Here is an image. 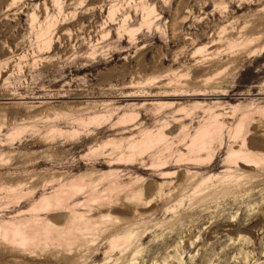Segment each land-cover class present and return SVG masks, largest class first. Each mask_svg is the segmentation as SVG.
Returning a JSON list of instances; mask_svg holds the SVG:
<instances>
[{"label": "rangeland", "instance_id": "obj_1", "mask_svg": "<svg viewBox=\"0 0 264 264\" xmlns=\"http://www.w3.org/2000/svg\"><path fill=\"white\" fill-rule=\"evenodd\" d=\"M262 130L264 0H0V264H264Z\"/></svg>", "mask_w": 264, "mask_h": 264}, {"label": "bare ground", "instance_id": "obj_2", "mask_svg": "<svg viewBox=\"0 0 264 264\" xmlns=\"http://www.w3.org/2000/svg\"><path fill=\"white\" fill-rule=\"evenodd\" d=\"M220 122H221V121H220ZM223 122H224V121H223ZM221 124H223V123H221ZM260 126H261V125H260ZM206 128H207V127H206ZM262 131H264V130H262ZM239 150H240V149H239ZM248 152H249V151H248ZM236 153H238V152H236ZM254 153H255V152H254ZM239 154H240V153H239ZM250 154H251V153H250ZM253 155H254V154H253ZM245 156H246V153H245ZM246 157H247V156H246ZM246 157H244L245 160L247 159ZM237 158H238V157H237ZM244 158H243V159H244ZM248 158H249V157H248ZM260 159H262V158H260ZM248 161L250 162V160H248ZM240 163H241V162H240ZM253 164H255V163H253ZM256 165H257V164H256ZM244 166H245V165H244ZM254 166H255V165H254ZM241 171H242V170H241ZM227 180H228V179H227ZM237 180H238V179H237ZM230 182H231V181H230ZM122 184H123V183H122ZM207 191H208V190H207ZM133 193H134V194H133L134 197H136L137 195H142L141 192H136V191H134ZM134 197H133V198H134ZM133 198H132V199H133ZM135 199H136V198H135ZM133 200H134V199H133ZM109 216H110V215H109ZM86 217H87V216H86L85 214H77L76 217H74V219L72 220V223L75 224L76 221L79 220V221H81V222H85V224H83L82 226L80 225L81 227L86 228V229H87V228H92V227L95 225V219H94V218H91V217H90L91 219H87ZM103 217H105V216H103ZM103 217H102V218H103ZM112 217H113V216H112ZM105 218H106V217H105ZM69 219H70V218H69ZM119 220H120V219H119ZM54 223H55V222H54ZM41 225H42V224H41ZM43 225L45 226V229H48V231H52V230H56V229H57V228H56L57 226L54 227V226H53L54 224H53V223L50 224V222H46V223L43 224ZM42 227H43V226H42ZM117 227H118V225H117ZM117 227H116V228H117ZM52 228H53V229H52ZM79 228H80V227H79ZM114 228H115V227H114ZM116 228H115V229H116ZM22 229H24V228L21 227V230H22ZM57 230H59V229H57ZM83 230H84V229H83ZM90 230H91V229H90ZM116 230H117V229H116ZM118 230H119V229H118ZM15 231L19 233V232H20L19 227L16 228ZM91 231H92V230H91ZM23 232H24V231H23ZM92 232H93V231H92ZM111 232H112V231H111ZM21 234H23V233L21 232ZM81 234H82V233H81ZM111 234H112V233H111ZM113 234H114V233H113ZM115 234H116V233H115ZM82 235H83V234H82ZM94 235H95V234H94ZM90 236H91V235H90ZM111 236H112V235H111ZM126 236H127V235H126ZM124 237H125V236H124ZM22 239H23V237H22ZM15 240H16V239H15ZM19 241H20V240H19ZM19 241H18V242H19ZM30 241H31V240H30ZM21 242H23V243H27V239L21 240ZM123 244H124V242H123Z\"/></svg>", "mask_w": 264, "mask_h": 264}]
</instances>
